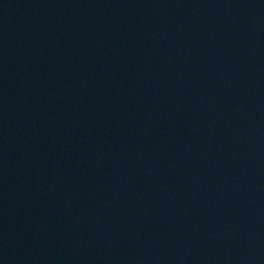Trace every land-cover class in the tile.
<instances>
[{
    "label": "water",
    "instance_id": "1",
    "mask_svg": "<svg viewBox=\"0 0 264 264\" xmlns=\"http://www.w3.org/2000/svg\"><path fill=\"white\" fill-rule=\"evenodd\" d=\"M0 264H264V0H0Z\"/></svg>",
    "mask_w": 264,
    "mask_h": 264
}]
</instances>
